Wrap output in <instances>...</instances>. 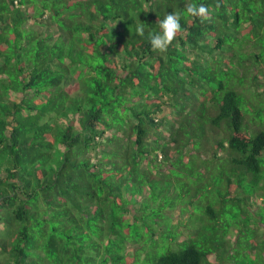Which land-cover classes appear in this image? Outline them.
<instances>
[{"label":"trees","instance_id":"trees-1","mask_svg":"<svg viewBox=\"0 0 264 264\" xmlns=\"http://www.w3.org/2000/svg\"><path fill=\"white\" fill-rule=\"evenodd\" d=\"M190 2L0 0V264H264V0Z\"/></svg>","mask_w":264,"mask_h":264},{"label":"clouds","instance_id":"clouds-1","mask_svg":"<svg viewBox=\"0 0 264 264\" xmlns=\"http://www.w3.org/2000/svg\"><path fill=\"white\" fill-rule=\"evenodd\" d=\"M211 14L212 9L208 3V0H193V2H190L186 5L183 13L174 11L171 14L165 15L163 19H158V30L148 33V40L151 49L159 53L167 52L169 47L172 45V42L176 38L177 33L181 30L182 16H210ZM136 31L139 35L143 36L145 34L144 23L140 22V24L137 26ZM238 235L239 233L237 232V237Z\"/></svg>","mask_w":264,"mask_h":264},{"label":"rangeland","instance_id":"rangeland-1","mask_svg":"<svg viewBox=\"0 0 264 264\" xmlns=\"http://www.w3.org/2000/svg\"><path fill=\"white\" fill-rule=\"evenodd\" d=\"M207 153V152H206ZM208 156V153L206 154V157ZM209 157V156H208ZM258 196V194L256 195V197ZM261 197L263 198L264 197V194H262L261 195ZM254 202H255V199L252 201V202H250L249 204H248V207H250L252 204H254ZM243 210H238L237 211V213L239 214V220L240 221H242V223L244 224V221H248V220H251L248 216H246V218H243L242 217V214H246L247 215V213H246V210H245V208H247V206L245 205V204H243ZM259 206L258 205H253L252 206V210H254V212H256V213H259L260 211H259ZM262 217V216H261ZM0 231H1V227H0ZM250 232H251V230H250ZM259 232H260V230H259ZM1 233V232H0ZM260 235H261V233H260ZM231 236H232V240H235V238L237 237V232H235V233H232L231 234ZM252 236L253 235H251V233H244V237H245V239H247L248 241H252L253 240V238H252ZM220 241H221V238H220ZM249 254H251L252 252L251 251H247ZM214 258H215V256L214 257H212V260L213 261H216V260H214Z\"/></svg>","mask_w":264,"mask_h":264}]
</instances>
